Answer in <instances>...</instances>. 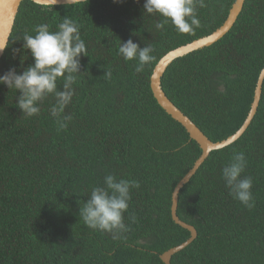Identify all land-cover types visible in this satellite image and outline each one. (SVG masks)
Here are the masks:
<instances>
[{"label":"trees","instance_id":"trees-1","mask_svg":"<svg viewBox=\"0 0 264 264\" xmlns=\"http://www.w3.org/2000/svg\"><path fill=\"white\" fill-rule=\"evenodd\" d=\"M236 1L205 0L207 6L197 9L200 27L186 34L171 22L157 30L164 18L145 14L144 0L21 4L0 75L34 63L22 48L24 32L34 34L41 23L55 31L65 16L79 23L89 56L81 57L76 94L65 109L73 119L64 131L49 113L53 97L39 116L28 118L16 106L19 92L0 85V264H164L163 254L191 238L172 219V196L202 150L159 106L151 77L167 54L219 30ZM129 39L155 49L156 59L141 73L134 70L138 61L118 54ZM106 69L110 80L103 77ZM263 69L264 0H246L232 30L176 60L161 86L208 139L220 143L244 125ZM233 150L248 161L242 175L253 178L252 209L234 199L222 179ZM107 174L140 183L124 213L130 230L118 240L79 218L81 203ZM177 215L198 237L171 264H264V83L251 126L237 143L211 153L181 191Z\"/></svg>","mask_w":264,"mask_h":264},{"label":"clouds","instance_id":"clouds-1","mask_svg":"<svg viewBox=\"0 0 264 264\" xmlns=\"http://www.w3.org/2000/svg\"><path fill=\"white\" fill-rule=\"evenodd\" d=\"M113 2L123 3L124 0ZM7 3L8 0H0V5ZM206 6L205 0H144L143 3L145 14H159L164 18L155 23L157 30H163L171 22L179 33L185 34L200 27L197 9ZM33 32L23 33L22 48L30 51L34 63L21 72L10 68L0 75V85L19 92L16 106L22 111V116L28 118L39 116L42 105L53 97L55 102L50 105L49 113L54 118L57 131H64L73 119L71 114H65V109L76 94L73 85L82 73L81 57L89 56L87 46L81 37L79 23L67 16L55 31L47 23H41L34 27ZM7 47L8 42L0 43V52ZM154 51L151 44L141 48L131 39L121 42L118 47V54L125 61H138L134 68L136 73L143 72L145 66L156 59L152 55ZM103 77L110 80L112 70L106 69ZM58 85H62L63 90H59ZM247 163L243 151L233 150L230 161L222 168V179L229 194L246 208L252 209L255 207L253 178L242 175ZM139 188L140 183L135 179L107 174L103 183L94 186L88 199L81 203L79 218L88 228L110 233L114 240L121 239L130 230V225L125 223L124 213L128 211L131 192ZM131 220L134 223L136 217L133 215Z\"/></svg>","mask_w":264,"mask_h":264},{"label":"water","instance_id":"water-1","mask_svg":"<svg viewBox=\"0 0 264 264\" xmlns=\"http://www.w3.org/2000/svg\"><path fill=\"white\" fill-rule=\"evenodd\" d=\"M24 1L25 0H8L7 5H0V43L8 42L9 45L10 38L13 34V30L15 27L16 19L20 11L21 4ZM30 1H32L33 3L39 6L57 7V6H71L75 4L85 3L90 0H30ZM245 2L246 0L236 1L232 10L230 11L227 21L214 34H212L209 37L195 41L179 49H176L170 52L169 54H167L158 63L151 77V84H150L151 90L159 106L173 120H175L185 128V130L188 132L190 136V139L192 141H195L202 150V156L196 162L193 169L186 175V177L181 182L178 183V186L174 190L172 196V208H171L172 219L176 225L189 231L191 234V238L181 246L173 248L170 251L163 254L160 258L164 264H171L172 258L176 254L182 252L191 244H193L198 237V232L196 231V229L193 226L181 221L177 215L181 191L186 185H188V183L196 175V173L199 171L202 165L210 157L212 152L220 151L232 146L237 141H239L243 137V135L247 132L254 118L256 117L260 107V103L263 95L264 69L259 76L258 83H256L257 87L255 91L254 101L252 103L251 110L244 125L235 135L220 143H214L210 139H208L206 135L186 115H184L182 111H180L172 103V101H170V99L166 96L161 86L162 79L165 73L167 72L168 68L176 60L188 56L191 53L211 47L215 43L222 40L236 24L240 14L244 9ZM6 50L7 48L3 52H0V63Z\"/></svg>","mask_w":264,"mask_h":264},{"label":"bare ground","instance_id":"bare-ground-1","mask_svg":"<svg viewBox=\"0 0 264 264\" xmlns=\"http://www.w3.org/2000/svg\"><path fill=\"white\" fill-rule=\"evenodd\" d=\"M245 135V134H244ZM237 143V142H236Z\"/></svg>","mask_w":264,"mask_h":264}]
</instances>
